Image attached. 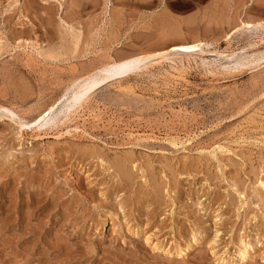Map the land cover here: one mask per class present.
<instances>
[{"label": "rangeland", "instance_id": "374dc122", "mask_svg": "<svg viewBox=\"0 0 264 264\" xmlns=\"http://www.w3.org/2000/svg\"><path fill=\"white\" fill-rule=\"evenodd\" d=\"M243 20L264 0H0V264H264V30L229 44ZM91 86L86 122L20 133Z\"/></svg>", "mask_w": 264, "mask_h": 264}, {"label": "bare ground", "instance_id": "6f19581e", "mask_svg": "<svg viewBox=\"0 0 264 264\" xmlns=\"http://www.w3.org/2000/svg\"><path fill=\"white\" fill-rule=\"evenodd\" d=\"M93 1H95V0H93ZM148 1V0H147ZM144 2V1H143ZM124 3H125V1H124ZM87 4V3H86ZM97 5V4H96ZM221 12V11H220ZM170 13V12H169ZM216 13V12H215ZM210 14V13H209ZM166 18H168L167 16H165ZM196 17V16H195ZM183 18V17H182ZM205 18V17H204ZM165 19V18H164ZM169 19V18H168ZM191 19V18H190ZM212 19V18H211ZM228 19V18H227ZM226 19V20H227ZM194 20V19H193ZM220 20V19H219ZM187 21V20H186ZM223 21H225V20H223ZM229 21V20H228ZM211 22V21H210ZM176 23V22H175ZM187 23V22H186ZM223 23V22H222ZM229 24H230V22H229ZM235 24V23H234ZM253 29H263L264 30V21H261V22H256V23H254V22H252V21H241L240 22V24H239V26L236 28V30H234V31H232L231 32V34H227L226 35V41L229 43V44H232L231 42L233 41V37H234V35L235 34H237V32L238 31H241V30H247L248 32L249 31H251V30H253ZM74 35V34H73ZM72 35V36H73ZM76 35V34H75ZM80 36V35H79ZM81 37V36H80ZM78 40L79 39V37H75V40ZM74 40V41H75ZM73 41V40H72ZM79 42V41H78ZM73 43V42H72ZM73 44H75V43H73ZM211 45H213V43H209V42H199V43H195V44H189V45H180V46H174V47H172L169 51L171 52V53H173L174 54V57L173 58H168L167 57V61L169 62V63H171L172 65H171V69L173 70V71H176V73L177 72H180V71H182V69L184 68V66L182 65V67L178 64V61L180 62V63H183V60L185 59V58H187L188 60L189 59H192V58H194L198 53H200L201 51H203L204 49H206V48H209ZM251 46V45H250ZM74 47H76L75 45H74ZM78 47V46H77ZM255 47V46H254ZM34 48V47H33ZM248 48V47H247ZM9 49V48H8ZM251 49V48H250ZM243 51H246V50H244L243 49ZM242 51V53H240L239 55H237L235 58L233 57V59H230V60H228L229 62H228V64L227 65H238L239 66V64L240 63H242V62H246V61H249V57L248 56H245L246 54H245V52H243ZM218 52V51H217ZM251 52V51H250ZM254 53V52H253ZM256 53V52H255ZM261 53V52H260ZM172 54V55H173ZM249 55V54H248ZM30 56V55H29ZM253 56V55H252ZM255 56H257V55H255ZM184 58V59H183ZM231 58V57H230ZM250 58H251V56H250ZM256 58V57H255ZM70 59V58H69ZM119 59V58H118ZM124 59V58H123ZM197 59V58H196ZM252 59V58H251ZM31 60V59H30ZM51 60V59H50ZM227 60V59H226ZM47 61V60H46ZM58 61V60H57ZM264 61V60H263ZM191 62V61H190ZM165 63V62H164ZM203 63V62H202ZM115 64V63H114ZM210 64V63H209ZM112 65V64H111ZM125 65V64H124ZM137 65V64H136ZM136 65L135 64H127L126 65V69H121L120 71L118 70V72H116V74H114V77H120V78H126V77H128V76H130V75H132L133 76V74L135 75L136 73H138L140 70H142L141 68H139V66L138 67H136ZM158 65V64H157ZM161 65V64H160ZM206 65V64H205ZM226 65V64H225ZM154 66V65H153ZM242 66V65H241ZM105 67H107V66H105ZM112 67V66H111ZM123 67V66H122ZM141 67V66H140ZM210 67H211V65H210ZM209 67V68H210ZM216 67V66H215ZM231 67V66H230ZM237 67V66H236ZM235 67V68H236ZM98 68V67H97ZM150 68V67H149ZM187 68V67H186ZM221 68V67H220ZM225 68V67H224ZM98 69H100V68H98ZM103 69H104V67H103ZM109 69V68H108ZM218 69V68H217ZM231 69H233L232 67H231ZM92 70V69H91ZM144 70V69H143ZM184 70H187V69H184ZM189 70V69H188ZM212 71H214L213 69H211ZM211 70H209V71H211ZM227 70H229V68H228V66H227ZM102 71V70H101ZM100 70H98L97 72H96V75H98V74H100V72H101ZM104 71H106V69L104 70ZM95 72V71H94ZM166 72V71H165ZM185 72V71H184ZM106 73V72H105ZM167 73H168V71H167ZM170 73V72H169ZM175 73V72H174ZM183 73V72H182ZM213 73V72H212ZM102 74H104V73H102ZM179 74H181V73H178V75ZM137 76V75H136ZM100 77V76H99ZM99 77H97V78H99ZM102 77V76H101ZM100 77V78H101ZM111 77V76H110ZM112 77H113V75H112ZM171 77H172V75H171ZM175 77H176V75H175ZM181 77V76H180ZM177 78H178V76H177ZM108 79V78H107ZM129 79V78H128ZM77 81H74V83L72 84V87L71 88H69L68 87V90L64 93L65 95H67V93H69V92H71V89L72 88H74L76 85H77V82H81V85H79V87L77 88V87H75V88H77L78 89V91L80 90V89H82L83 87H85L86 85H87V83L88 82H93L94 80H95V77L94 76H92L91 77V75H90V77L89 78H87V79H84V78H80V79H76ZM105 81H106V79H105ZM104 81V82H105ZM121 81V80H120ZM101 82V81H100ZM116 83H117V81H116ZM122 83V82H121ZM126 82H124V84H125ZM92 85H93V83H91ZM96 84H98L99 85V82H96ZM102 84H103V81H102ZM113 84H114V82H113ZM128 84V83H127ZM89 86V85H88ZM116 86V85H115ZM123 86H125V85H123ZM122 86V87H123ZM93 87H94V85H93ZM92 86L91 87H88V88H90V89H87L84 93H82L80 96H78L77 97V100H76V102H74L75 103V105L72 107V108H70L69 110H67L66 112H63V113H58L57 111V113L56 114H53L54 113V111L55 110H59L58 109V106H57V102H56V105L54 104L53 105V103L52 104H50L49 106H50V109L49 110H47V108L49 107H47L46 108V112L44 113L43 111H42V113L41 114H43L41 117L39 116V120L37 119H34V118H32V119H34V120H36V121H34V123H32L31 121H28V120H26L25 118H23V117H16L17 119H16V121H15V123L17 122L19 125H20V133H24V132H27V130L28 129H31L32 131H33V133L34 132H37V133H39V132H42L43 133V131H45V132H47V131H49V130H51V128H47V127H49V126H47V125H49L50 124V122H57V123H61V125H67V123H76V121H78V120H81L82 121V119H83V121L84 122H86V119H84L83 118V116H82V113H83V111L86 109L85 107H86V105L87 104H89L88 103V101L90 100V97L94 94V88H93ZM74 88V89H75ZM91 88H93V89H91ZM96 88V87H95ZM73 90V89H72ZM77 91V90H76ZM64 95V96H65ZM69 95H70V93H69ZM68 97V96H67ZM62 99V98H61ZM59 100V99H58ZM72 101H75V99L74 100H72ZM62 104V103H61ZM59 107H60V105H59ZM63 107H65V106H63ZM69 108V107H68ZM61 109V108H60ZM181 109V108H180ZM1 110H3V109H1ZM65 110H66V108H65ZM14 111V110H13ZM63 110H61V112H62ZM9 112H10V110H9ZM12 112V111H11ZM10 112V113H11ZM98 112H100V111H98ZM17 113V112H16ZM92 113L93 112H91V115H92ZM186 113V112H185ZM14 114V113H13ZM93 114H95V113H93ZM99 114V113H98ZM96 115V114H95ZM100 115V114H99ZM98 115V116H99ZM181 115V114H180ZM18 116V115H17ZM20 116V115H19ZM38 116V115H37ZM36 116V117H37ZM98 116H97V118H98ZM25 117V116H24ZM34 117V116H33ZM89 117H91V116H89ZM100 117V116H99ZM29 119H30V117H28ZM86 118V117H85ZM31 119V120H32ZM82 121V122H83ZM94 121H96V120H94ZM13 122V121H12ZM87 123H88V121H87ZM185 123V122H184ZM52 124V123H51ZM50 124V125H51ZM103 124V123H102ZM84 125V124H83ZM19 128V127H18ZM30 130V131H31ZM79 130H81V128L80 127H75L74 128V131L75 132H78ZM51 132V131H50ZM68 133L70 134L71 132L70 131H68ZM47 134V133H46ZM48 135V134H47ZM20 136V135H19ZM141 136V135H140ZM132 137H133V134H132ZM225 149V148H224ZM223 151V148L222 147H218L217 149H215L214 150V155L216 154V152L217 151ZM92 153V152H91ZM218 153V152H217ZM212 154V153H211ZM95 156V155H94ZM209 156V155H208ZM216 156V155H215ZM89 157H91L90 155H89ZM214 157V156H213ZM121 159H124V158H121ZM213 159V158H212ZM101 160V159H100ZM118 160H120V159H118ZM121 161H124V162H121ZM121 161H118L117 162V164L115 165V167H117V170L116 171H118L119 170V172H120V175H122V177H123V179L124 180H128L129 178H130V174H129V172H128V170H126L125 169V167H126V165H125V167H123V164L125 163L126 164V162H128V163H131L133 160H129V159H124V160H121ZM102 162V161H101ZM116 162V161H115ZM134 162V161H133ZM132 164V163H131ZM134 164V163H133ZM102 166V165H101ZM147 166V165H146ZM149 167V166H148ZM191 167V166H190ZM131 168V167H130ZM142 168V167H141ZM197 168V167H196ZM137 169V168H136ZM153 169V168H152ZM150 170V169H149ZM148 170V171H149ZM131 171V170H130ZM191 171H194V170H191ZM5 172V171H4ZM186 172V171H185ZM195 172V171H194ZM143 173V172H142ZM152 173H153V171H152ZM209 173V172H208ZM144 174V173H143ZM153 175V174H152ZM133 176V175H132ZM144 176V175H143ZM174 176V175H173ZM132 178V177H131ZM130 178V179H131ZM154 178V177H153ZM173 178V177H172ZM156 179V178H155ZM262 179V178H261ZM133 180V179H132ZM132 180H130V182H132ZM144 180V179H143ZM175 180V179H174ZM148 181V180H147ZM173 181V180H172ZM257 181V180H256ZM260 181V180H259ZM155 182V181H154ZM153 182V183H154ZM175 182V181H174ZM128 183V182H127ZM235 183V182H234ZM264 183V182H263ZM262 183V181H261V184L262 185H264ZM134 184V183H133ZM181 184V183H180ZM30 185V184H29ZM177 185V184H176ZM126 186V185H125ZM153 186V185H152ZM158 186V185H157ZM162 187V186H161ZM133 188V187H132ZM124 189V188H123ZM142 189V188H141ZM149 189V188H148ZM152 189V188H151ZM162 189V188H161ZM160 189V190H161ZM175 189V188H174ZM131 191V190H130ZM140 191V190H139ZM174 191V190H173ZM138 193V192H137ZM157 193H159V192H157ZM257 193V192H256ZM153 194V193H152ZM162 194V193H161ZM262 194V193H261ZM147 195V194H146ZM244 195V194H243ZM152 197V196H151ZM157 199V201H158V198H156ZM139 200V199H138ZM137 200V201H138ZM151 201V200H150ZM156 203V202H155ZM158 203H160V202H158ZM148 204V203H147ZM156 205V204H155ZM154 205V206H155ZM234 205V204H233ZM162 207V206H161ZM171 207V206H170ZM216 207V206H215ZM160 208V207H159ZM241 208H242V206H241ZM157 211V210H156ZM149 214V213H148ZM151 216V215H150ZM219 216V215H218ZM152 217V216H151ZM28 218V217H27ZM147 218V217H146ZM257 218V217H256ZM255 219V218H254ZM219 220V219H218ZM255 221H256V219H255ZM149 222V221H148ZM152 222V221H151ZM208 224V223H207ZM157 227V226H156ZM129 229V228H128ZM131 230H132V228H131ZM201 231V230H200ZM217 231H218V229H217ZM136 232V231H135ZM155 232V231H154ZM219 232V231H218ZM153 234V233H152ZM219 234V233H218ZM150 235V234H149ZM148 235V237H147V242L148 243H150L152 246H153V249L154 250H160L161 249V247H160V245L158 244V243H155V242H152V236L150 235L149 236ZM198 235H199V233H198ZM214 236V235H213ZM200 237V236H199ZM217 237V236H216ZM218 237H220V236H218ZM217 237V238H218ZM193 238V237H192ZM191 238V239H192ZM214 238H215V236H214ZM193 241H194V239H192ZM155 241V240H154ZM198 241H200V240H198ZM215 241V240H214ZM187 242V241H186ZM201 242V241H200ZM212 243H213V241H212ZM211 243V244H212ZM243 243V242H242ZM256 243V242H255ZM149 244V245H150ZM258 244V243H257ZM179 246V245H178ZM194 246V245H193ZM214 246V245H213ZM254 245H251V243H250V241H249V244H246V245H244V246H242L241 247V245H240V247H241V249H240V251H239V255H240V257H241V260H242V263H246V260H247V258L249 257L248 255H249V253H248V249H250L251 247H253ZM257 246V245H256ZM163 247V246H162ZM184 247V246H183ZM174 248V247H173ZM179 248H181V249H178L177 250V253H178V255H180V256H183V255H186L187 253H189V250H190V248H192L191 246H187V247H185V248H182V247H179ZM254 248V247H253ZM67 249V248H66ZM172 250V249H171ZM166 252V251H165ZM170 253V252H169ZM221 256V255H220ZM186 257V256H185ZM187 258V257H186ZM225 260V259H224ZM225 262V261H224ZM250 262V261H249Z\"/></svg>", "mask_w": 264, "mask_h": 264}]
</instances>
